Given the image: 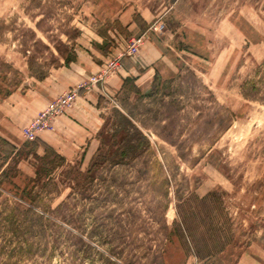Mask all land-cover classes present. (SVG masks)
I'll return each mask as SVG.
<instances>
[{
	"label": "rangeland",
	"instance_id": "obj_1",
	"mask_svg": "<svg viewBox=\"0 0 264 264\" xmlns=\"http://www.w3.org/2000/svg\"><path fill=\"white\" fill-rule=\"evenodd\" d=\"M126 10L176 71L103 99L86 161L31 123L18 152L0 138V264H264V0H0V104L63 65L58 41L120 67L144 41Z\"/></svg>",
	"mask_w": 264,
	"mask_h": 264
},
{
	"label": "crops",
	"instance_id": "obj_2",
	"mask_svg": "<svg viewBox=\"0 0 264 264\" xmlns=\"http://www.w3.org/2000/svg\"><path fill=\"white\" fill-rule=\"evenodd\" d=\"M129 12L126 10L121 14L120 21L133 34L144 36L138 53L122 58L120 67L111 69L107 55L78 46L74 62L53 68L24 92L8 94L0 104V108L7 112L0 117V138L6 145L18 152L27 143L23 129L59 96L76 90L74 103L53 121L50 129L38 133L37 141L55 149L66 159L82 155L86 161L99 146L103 99L122 92L127 80H131L140 93H145L151 90L155 79L164 71L170 75L175 73L176 58L171 48L154 37H148L149 27L145 31L139 28ZM103 73V81L91 83ZM2 154L0 151V156Z\"/></svg>",
	"mask_w": 264,
	"mask_h": 264
},
{
	"label": "built area",
	"instance_id": "obj_3",
	"mask_svg": "<svg viewBox=\"0 0 264 264\" xmlns=\"http://www.w3.org/2000/svg\"><path fill=\"white\" fill-rule=\"evenodd\" d=\"M142 44V38L133 41L131 49ZM119 67L117 62L110 63L111 69ZM105 73L98 78H93L91 83L97 84L103 81ZM77 96L76 90H70L67 93L59 96L56 100L49 104V106L40 113V115L31 122L30 126L25 129V136L28 140H35L38 133L51 128L53 121L62 113H64L75 101Z\"/></svg>",
	"mask_w": 264,
	"mask_h": 264
},
{
	"label": "trees",
	"instance_id": "obj_4",
	"mask_svg": "<svg viewBox=\"0 0 264 264\" xmlns=\"http://www.w3.org/2000/svg\"><path fill=\"white\" fill-rule=\"evenodd\" d=\"M36 26H37V28H39V23H37ZM63 35H65L69 40L73 41V40H77L80 37L81 31L79 29H75L72 32L65 31V32H63ZM34 37H35V33H34ZM41 44L43 45V43H41ZM45 46H44V48L47 51H50L49 47L47 45H45ZM54 47L57 50V52L59 53V55L61 56V58L64 60L63 65L67 66V65H69V64H71L72 62L75 61V59H76V50H75L74 47L71 48V47H69V45L63 43L62 41H58L57 44ZM58 67H60V66H58ZM43 78H41V79H43ZM156 79H155V82H156ZM129 82H132V81L131 80L125 81V85L127 83H129ZM155 82H154V84L152 86L151 91L148 92V93H150L149 96L152 95V93H154V87H156L155 86ZM134 87H135V85H134ZM135 89H136V87H135ZM136 92L139 95L141 94L137 89H136ZM133 138H134L133 141L136 142L140 147H142V146L143 147H149V145H150L149 140L147 139V137L141 131H136L135 136ZM7 146L10 149H15L14 147H12L10 145H7ZM130 148H133V147H130V146L127 147L125 152L126 151L127 152L130 151Z\"/></svg>",
	"mask_w": 264,
	"mask_h": 264
}]
</instances>
